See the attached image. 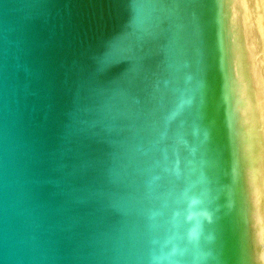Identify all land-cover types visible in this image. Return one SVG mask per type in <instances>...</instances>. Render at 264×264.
<instances>
[{
	"label": "water",
	"instance_id": "95a60500",
	"mask_svg": "<svg viewBox=\"0 0 264 264\" xmlns=\"http://www.w3.org/2000/svg\"><path fill=\"white\" fill-rule=\"evenodd\" d=\"M0 264H264V0H0Z\"/></svg>",
	"mask_w": 264,
	"mask_h": 264
}]
</instances>
